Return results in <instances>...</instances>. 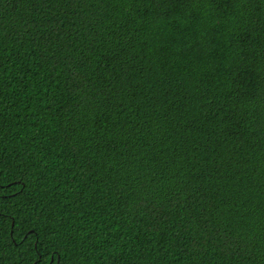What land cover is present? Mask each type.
I'll list each match as a JSON object with an SVG mask.
<instances>
[{"label":"trees","instance_id":"1","mask_svg":"<svg viewBox=\"0 0 264 264\" xmlns=\"http://www.w3.org/2000/svg\"><path fill=\"white\" fill-rule=\"evenodd\" d=\"M0 264H264V0H0Z\"/></svg>","mask_w":264,"mask_h":264}]
</instances>
